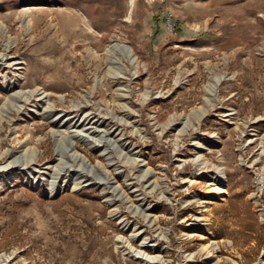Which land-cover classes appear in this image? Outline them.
<instances>
[{
	"label": "rangeland",
	"instance_id": "rangeland-1",
	"mask_svg": "<svg viewBox=\"0 0 264 264\" xmlns=\"http://www.w3.org/2000/svg\"><path fill=\"white\" fill-rule=\"evenodd\" d=\"M0 264H264V0H0Z\"/></svg>",
	"mask_w": 264,
	"mask_h": 264
},
{
	"label": "trees",
	"instance_id": "trees-1",
	"mask_svg": "<svg viewBox=\"0 0 264 264\" xmlns=\"http://www.w3.org/2000/svg\"><path fill=\"white\" fill-rule=\"evenodd\" d=\"M243 204H244V207H246V209H247L246 212L248 213V215L253 216V214L251 212V209L249 208V203L246 201V202H243ZM248 230H250V228ZM247 235L248 236H252V235L254 236V233L250 232V231H247Z\"/></svg>",
	"mask_w": 264,
	"mask_h": 264
},
{
	"label": "built area",
	"instance_id": "built-area-1",
	"mask_svg": "<svg viewBox=\"0 0 264 264\" xmlns=\"http://www.w3.org/2000/svg\"><path fill=\"white\" fill-rule=\"evenodd\" d=\"M166 25H167V28L170 30V29H172V24L167 20L166 21Z\"/></svg>",
	"mask_w": 264,
	"mask_h": 264
},
{
	"label": "bare ground",
	"instance_id": "bare-ground-1",
	"mask_svg": "<svg viewBox=\"0 0 264 264\" xmlns=\"http://www.w3.org/2000/svg\"><path fill=\"white\" fill-rule=\"evenodd\" d=\"M217 183H218V181H217ZM217 187L219 188L220 191L222 190V185H217ZM215 189H217V188L215 187Z\"/></svg>",
	"mask_w": 264,
	"mask_h": 264
}]
</instances>
